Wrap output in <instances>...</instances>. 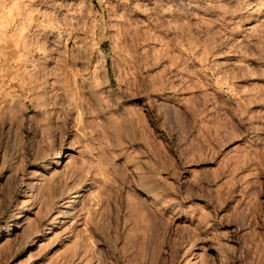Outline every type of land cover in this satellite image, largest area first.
Segmentation results:
<instances>
[{
	"label": "rangeland",
	"instance_id": "obj_1",
	"mask_svg": "<svg viewBox=\"0 0 264 264\" xmlns=\"http://www.w3.org/2000/svg\"><path fill=\"white\" fill-rule=\"evenodd\" d=\"M0 264H264V0H0Z\"/></svg>",
	"mask_w": 264,
	"mask_h": 264
},
{
	"label": "bare ground",
	"instance_id": "obj_2",
	"mask_svg": "<svg viewBox=\"0 0 264 264\" xmlns=\"http://www.w3.org/2000/svg\"><path fill=\"white\" fill-rule=\"evenodd\" d=\"M77 196H79V195H77ZM71 204H72V203H71ZM75 204H76V203H75ZM72 207H74V206H72ZM65 208H66V207H65ZM53 233H54V232H53ZM53 233H52V234H53ZM45 235H46V234H45ZM50 235H51V234H50ZM40 236H41V235H40Z\"/></svg>",
	"mask_w": 264,
	"mask_h": 264
}]
</instances>
